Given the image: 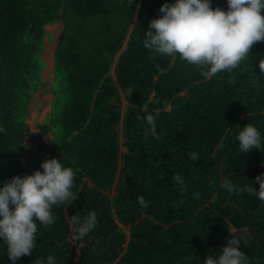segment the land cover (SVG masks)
I'll return each mask as SVG.
<instances>
[{
    "label": "trees",
    "instance_id": "trees-1",
    "mask_svg": "<svg viewBox=\"0 0 264 264\" xmlns=\"http://www.w3.org/2000/svg\"><path fill=\"white\" fill-rule=\"evenodd\" d=\"M165 2L0 0V183L42 171L41 162L55 157L73 168L78 192L54 209L55 222L39 227L36 250L17 264L49 255L58 264H202L233 229L247 237L249 264H264V201L247 191L264 173V149L239 153L236 140L247 123L264 133V42L236 69L205 78L200 67L144 47L148 21ZM212 6L226 10L227 0ZM56 20L63 27L53 67L63 73L65 98L32 132L27 104L39 84L45 26ZM145 113L157 117L159 140L146 135ZM47 131L52 138L42 141ZM225 178L243 191L224 189ZM89 211L99 226L74 243L70 216ZM7 262L0 246V264Z\"/></svg>",
    "mask_w": 264,
    "mask_h": 264
},
{
    "label": "clouds",
    "instance_id": "clouds-1",
    "mask_svg": "<svg viewBox=\"0 0 264 264\" xmlns=\"http://www.w3.org/2000/svg\"><path fill=\"white\" fill-rule=\"evenodd\" d=\"M135 4V0H130ZM264 0H227V8L213 7L212 0H171L161 4L160 15L148 21L144 30L143 45L151 53L167 57H179L202 69L205 78H213L222 72L236 69L242 61L250 58L252 46L264 42ZM264 70V61H259ZM146 135L160 139L157 117L145 113ZM5 129L0 127V133ZM239 153L264 149V133L254 124L242 126L236 136ZM27 149L28 145H24ZM192 161H198L196 151L189 152ZM41 170L31 174L14 175L0 183V246L6 248L8 262L17 264L21 257L32 255L37 248L39 227L50 226L56 220L54 209L67 208L77 199L74 191L75 172L62 159L48 158L41 162ZM173 180L183 185L185 178L176 173ZM247 191L264 201V173L255 177ZM253 183L259 185L258 189ZM222 187L229 192L243 191L225 178ZM199 198V193L193 194ZM141 206L148 202L138 198ZM71 240H84L99 226L95 211L86 215H71ZM242 244L246 235L233 229L226 243L218 252L208 254L202 264H249ZM7 262V264H8ZM39 264H58L53 255Z\"/></svg>",
    "mask_w": 264,
    "mask_h": 264
},
{
    "label": "rangeland",
    "instance_id": "rangeland-1",
    "mask_svg": "<svg viewBox=\"0 0 264 264\" xmlns=\"http://www.w3.org/2000/svg\"><path fill=\"white\" fill-rule=\"evenodd\" d=\"M63 27L61 20H56L51 24L45 26L47 32L44 37V50L38 56L40 67L42 69L39 79L38 88L30 92V98L27 104L28 111L25 116V121L30 127V131H39V125L43 123L50 115L54 114L56 107L60 106L65 98L63 73L60 69L53 67V53L56 38ZM112 73V69H111ZM185 92H182L184 94ZM122 110L127 104L126 94L121 92ZM120 150L124 151V139L121 130L119 131ZM52 138V133L47 131L42 141ZM28 137L25 138V140ZM111 195L114 194L112 191ZM119 227L123 228L127 235L129 230L121 223H117Z\"/></svg>",
    "mask_w": 264,
    "mask_h": 264
},
{
    "label": "water",
    "instance_id": "water-1",
    "mask_svg": "<svg viewBox=\"0 0 264 264\" xmlns=\"http://www.w3.org/2000/svg\"><path fill=\"white\" fill-rule=\"evenodd\" d=\"M120 51H118L115 55H114V60H116L118 58V55H119ZM126 108L124 107L123 111L125 110Z\"/></svg>",
    "mask_w": 264,
    "mask_h": 264
}]
</instances>
